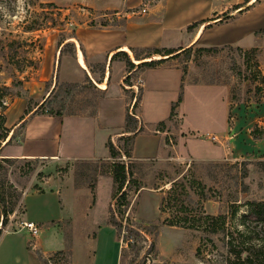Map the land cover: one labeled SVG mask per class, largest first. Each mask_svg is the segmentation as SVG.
Returning <instances> with one entry per match:
<instances>
[{
    "label": "rangeland",
    "instance_id": "rangeland-1",
    "mask_svg": "<svg viewBox=\"0 0 264 264\" xmlns=\"http://www.w3.org/2000/svg\"><path fill=\"white\" fill-rule=\"evenodd\" d=\"M74 1L0 0V85L11 87L10 94L2 99L7 105L6 127L11 126V120L20 110L16 103L32 109L36 101L38 104L48 99L47 105L38 111L46 113L55 101V94L65 96L67 113L94 110L101 94L95 82L92 85L84 80L79 83L86 86L76 88L72 94L65 93L63 83H72L79 75L73 67V48L63 42L88 20L92 28H102L122 26L126 18L122 14L117 18L115 11L95 13ZM253 7L264 11V0H241L240 5L232 6V11L240 14ZM255 14L256 10L247 18L248 23L253 22ZM258 28L254 36L237 40L238 44L211 46L218 47V51L204 50L206 46L201 42L189 45L193 40L189 34L174 48H182L173 59L181 65L186 77L180 104L182 115L170 119L169 158L136 164L135 177L141 182L142 192H137L135 186H125L131 201L129 210L136 209V213L129 211L130 214L137 221H153L157 226L144 221L143 226L134 224L138 235L132 236L131 245L119 240V264H227L231 248L260 247L264 240V217L256 211L260 209L258 204L264 202V139L261 138L264 136L261 132L264 131V22ZM223 29L226 28L215 31ZM88 62L91 75L100 82L106 57L97 56ZM121 62H125L122 57L115 59L114 69ZM19 66H23L22 71ZM142 74L134 72L131 78L136 85L135 95L142 88ZM23 127L14 131L11 126L13 133L0 141V165L7 170L8 181L19 191L23 190L24 196L26 188L42 181L36 173L48 163L37 160V171L28 174L25 160L16 159L11 164L1 160L17 158L8 156L7 149L22 140ZM123 144V140L118 142L120 146ZM122 160L129 162L130 158L123 156ZM70 168L76 172L78 184L92 189L99 175L112 173V163L104 160L68 162L57 169L63 176ZM3 187L6 189L8 185ZM109 193L108 188L99 191L98 211L107 208ZM164 197L167 202L159 210ZM22 205L21 201V207L10 215L7 226L2 228L0 223L1 237L22 230ZM125 225L124 220L123 236L127 235ZM44 227L41 237L46 248L53 252L44 255L41 248H34L35 238L31 236L32 252L49 257L51 264H91L97 243L89 240L85 244L73 238L82 234L95 237L96 228H79L67 221ZM104 246L105 251L98 254L99 263L106 264L109 257L108 264L111 259L114 263L117 250L112 239L106 240ZM3 247L0 243V263ZM61 249L71 250L72 257L65 253L54 255Z\"/></svg>",
    "mask_w": 264,
    "mask_h": 264
},
{
    "label": "crops",
    "instance_id": "crops-1",
    "mask_svg": "<svg viewBox=\"0 0 264 264\" xmlns=\"http://www.w3.org/2000/svg\"><path fill=\"white\" fill-rule=\"evenodd\" d=\"M153 2L155 4L151 5ZM73 3L80 4L95 13L115 11L113 14L118 15L117 18H120L121 14L126 18L122 26L102 28H92L88 20L75 28L76 37L71 35L63 42L75 45L73 67L79 78L73 82H84L89 76L99 90L104 92V96L96 102L95 115L90 113L63 116L35 114L45 99L38 104L36 101L31 110L24 103H16L20 110L10 124L15 131L24 123L23 137L14 147L7 149V154L17 158L42 159L48 163L36 173L42 181H35L32 186L26 188L22 199L23 221L35 222L40 228L34 248H41L44 255L53 252L46 248L41 237L43 230L46 229L44 225H51L56 221H67L72 222L75 227L97 229L95 237L90 238V235L82 234L73 238V241L85 244L89 240L97 243L98 249L91 259V264H100L98 254L100 251H105L106 240L110 239H112L113 248L116 246L117 250L115 262L112 263L111 259L110 264H119V239L115 227L108 224V211L115 188L112 173L99 175L92 189L86 184L77 183L74 169L70 168L63 176H60L57 169L62 164L74 161L104 160L110 164L113 159L110 157L108 141L111 140L118 145L123 136L131 135L124 132L129 105L124 87L133 92L136 85L131 87L125 85L124 80L128 75L126 63L121 62L116 66L117 69H114L112 64L115 60L111 61L112 55L119 51H126L135 63H139L134 59L131 47L178 48L187 34L193 36L189 45L195 42H201L206 47L238 44L240 39L248 35L254 36L259 29L258 25L264 22V11L259 7H253L252 10L249 9L240 14L237 11L233 12L232 6L240 5L241 0H159L157 2L155 0H75ZM143 8L146 9L145 12L142 11ZM229 9H231L228 13L230 19L220 24L219 20L225 17L222 14ZM254 10H256L255 18L252 23H248L247 18L250 14L253 15ZM201 20L207 22L197 27L194 32L187 31L190 24ZM218 28L226 29L216 32ZM97 56L106 57L100 82L94 79L88 68V60ZM142 75L143 96L137 114L139 126L144 127L145 131L135 136L130 160L148 162L168 159L169 137L167 135L172 133L170 115L173 104L182 95L185 72L181 65L170 58L161 65L148 69ZM228 103L227 101V106ZM180 104L181 102L175 111L177 118L182 115ZM27 110H29L28 113ZM226 112L228 114V109ZM161 122L165 123L162 129L158 127ZM106 188L110 190L107 196V208L98 211L97 196L99 191H104ZM0 239L5 249L0 264L3 262L4 264H40L37 255L28 248L31 239L28 230L8 233ZM111 250L112 246L110 253ZM109 259L110 257L106 264L109 263Z\"/></svg>",
    "mask_w": 264,
    "mask_h": 264
},
{
    "label": "trees",
    "instance_id": "trees-1",
    "mask_svg": "<svg viewBox=\"0 0 264 264\" xmlns=\"http://www.w3.org/2000/svg\"><path fill=\"white\" fill-rule=\"evenodd\" d=\"M240 8V6L236 7V9ZM230 17L228 15H225L222 19L219 20L220 24L227 22ZM207 21H196L192 24H190L187 28L188 32H194V30L199 27L200 25L204 24ZM264 31V30H263ZM72 37H76L75 34L72 35ZM63 41L59 42V44H62ZM66 45H70L73 48V52L75 51V45L72 43H67ZM130 50L133 53L134 59L136 61H139V63H135L130 56V54L126 51H119L112 55L111 61L117 59L118 57H122V59L125 61L127 65L128 75L126 76L124 83L127 86H133L134 83L131 82V78L133 77L134 72L139 71L140 73L146 72L148 69L155 68L162 63H164L166 60L173 58L181 53L182 48L174 49V48H166V47H131ZM206 51H218V47H205ZM162 56L160 59H154V56ZM149 59V60H148ZM105 67V66H104ZM20 71H22L23 66L18 67ZM104 71V68L102 69ZM20 84L22 81H18ZM87 84H92L93 81L89 76L86 78ZM85 83V84H86ZM63 86L66 88L65 93L67 95L72 94V92L79 87L86 86L84 83L79 82H72V83H63ZM97 88V87H96ZM11 87L7 85H0V141L6 140L12 130L5 126L6 123V115L5 110L7 109V105L2 100L5 98L8 94H10ZM101 94L99 96L103 97L104 92L101 91ZM124 92L128 96L129 105L127 106L126 111V119H125V127L124 132L131 133V135H126L121 138V140L124 141L123 146L115 145L113 141H108V148L110 152V157L113 159L112 162V173L115 183L114 188V195L113 200L110 204L109 211H108V224L115 227L117 236L119 240L127 241L128 244L131 245V239L132 236L138 235V231L133 229V225L138 224V226H143L142 223L145 222V224H153L157 226L153 221H146L141 220L137 221L133 215L130 214L136 213V209L134 207H131V201L129 199V194L126 187L135 186L136 191H140L142 188L141 182L137 177H135V167H137V163L135 161L130 160L129 162H125L122 160L123 156H126L128 158H131L133 146H134V140L135 136L139 133H142L145 131L144 127L139 126V118L137 114V110L140 107V103L143 96V88H140V93L138 95H135L134 92H131L130 89H127L124 87ZM131 92V94H130ZM53 93V92H52ZM52 93L49 95V97L52 95ZM55 101L53 104H50L46 113L50 115H56V116H63L65 114H75L74 112L67 113L64 111L65 107V96H62L61 94L57 95L55 94ZM61 97V98H60ZM51 100V99H50ZM135 100V101H134ZM182 101V95H180L178 101L173 104L172 112L170 115V119H173L176 115V107L177 105ZM48 99L41 104L39 109L35 111V114L39 113L38 111L40 109H43L47 104ZM134 102V103H133ZM133 103V108L131 110V105ZM96 105L94 110L90 113L91 115L96 114ZM31 110V109H29ZM27 110V113L29 112ZM45 113V112H43ZM24 125V123L22 124ZM165 125L164 122H161L158 124L159 128H163ZM262 135L264 134V131H261ZM14 138V135H12L10 141ZM264 139V136L261 137ZM6 142V144H8ZM25 160L27 172L28 174H32L35 171H37V160L42 159H26V158H10V157H3L1 160L6 164H11L14 160ZM4 170L2 173L3 175H0V223L2 224V228L8 225L9 223V217L11 214H13L17 208L21 207V201L23 199V190L19 191L17 187L8 181L7 177V170L3 165H0V174L1 171ZM8 185V187L5 189L3 186ZM1 186L4 188V190H1ZM22 187L25 188V186ZM166 197L162 198L161 200V206L159 207V210H163V207L166 204ZM260 209H258L256 212L259 216L264 217V202L261 204H258ZM130 211V212H129ZM24 212V211H23ZM129 212L128 216L127 213ZM124 220L126 221L125 230L127 232L126 236H123V230H124ZM144 221V222H143ZM164 221V220H162ZM172 225V224H170ZM146 227V226H145ZM2 228L0 229V238L2 235ZM137 232V233H136ZM30 250V246L28 247ZM231 257L227 261V264H264V240H262V243L260 247H242V248H231L229 250ZM67 254L68 257H72L71 250L64 251L59 250L54 253V255H61V254ZM38 259L40 260V264H51V259L43 254L39 253L37 254Z\"/></svg>",
    "mask_w": 264,
    "mask_h": 264
},
{
    "label": "built area",
    "instance_id": "built-area-1",
    "mask_svg": "<svg viewBox=\"0 0 264 264\" xmlns=\"http://www.w3.org/2000/svg\"><path fill=\"white\" fill-rule=\"evenodd\" d=\"M143 12L146 11L145 8L142 9ZM21 229L28 230L30 235L33 236V238L37 239L40 234V228L35 222L31 221H23L21 225ZM35 244V243H34ZM33 244V245H34Z\"/></svg>",
    "mask_w": 264,
    "mask_h": 264
}]
</instances>
